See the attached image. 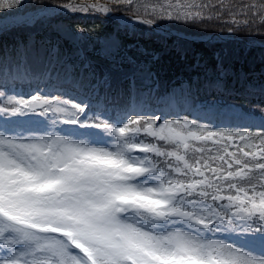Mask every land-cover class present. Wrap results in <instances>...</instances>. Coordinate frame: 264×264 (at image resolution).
Instances as JSON below:
<instances>
[{"label": "snow or ice", "instance_id": "obj_1", "mask_svg": "<svg viewBox=\"0 0 264 264\" xmlns=\"http://www.w3.org/2000/svg\"><path fill=\"white\" fill-rule=\"evenodd\" d=\"M134 5L0 0V34L46 25L60 37L0 48V264H264V81L259 103L240 93L246 108L218 56L162 97L139 44H166L163 21L264 37V0ZM79 13L111 30L54 22ZM85 38L102 68L76 51Z\"/></svg>", "mask_w": 264, "mask_h": 264}, {"label": "trees", "instance_id": "obj_2", "mask_svg": "<svg viewBox=\"0 0 264 264\" xmlns=\"http://www.w3.org/2000/svg\"><path fill=\"white\" fill-rule=\"evenodd\" d=\"M89 1H91V0H89ZM27 2L38 4L41 2L50 3L51 0H27ZM99 2L104 3V2H107V0H99ZM213 2H218V0H213ZM250 2H253V0H229L227 3L239 5L241 3H250ZM135 5H138V3L135 2ZM141 10H143V9L141 8ZM59 17H62V16H59ZM66 17L70 18V17H74V16L68 15ZM85 20L86 21L84 23H82V21H77V20H71L70 22L72 23V26L75 28L77 26L78 27H85V28H95L97 30V32H101V33L111 30V25H109L106 22L102 23L101 19L97 18L93 14H89L87 19H85ZM66 22H69V19L66 20ZM163 24L173 25L177 29H180L187 34H192V35L207 34V33H211V32H220V26L219 25H213L209 28L188 29V28H181L179 26H176L177 22L163 21ZM44 28H46V27H44ZM18 31H24V33L19 34L20 38L24 39L25 31H28V29L21 28ZM233 35L240 36L242 38L241 42L234 41V44H236L238 47H240L239 49L242 50V52H244L245 54L252 53V54H250L251 57H249L248 55H245L243 57L244 61H246V62H249L251 60L255 61V58H257V59H261L262 62H264V49L260 50V52H257V51H252V50L248 49L244 45L245 40H254V41L264 43V37H262L258 31H256V30H253V31L245 30L242 32L234 33ZM37 36H40V35L37 34ZM87 39L90 41L91 45L94 48H96L95 42L89 38H87ZM9 40L14 41L13 39H9ZM14 43H16V41ZM141 44L144 46V48H146L149 52H151L153 54L152 58H154V63L156 65V67L162 70L161 72H162V74H164V76L166 78H171V76L177 75L180 71H186V72L192 71V70H190L191 63H193L192 58H189V55H186L185 59L182 61L180 59V54H178V52L176 51V48H175V46H173V44L169 45L170 47L163 48L160 43L155 42L153 39L141 40ZM191 45L195 48L194 51L195 50L201 51V57L202 58H206L207 61L209 59V62H212V59L208 55L207 46H204L201 43H199V44L192 43ZM0 48H1V46H0ZM91 58L96 63H99V64L102 63L104 65L103 58L101 56H99L98 53L91 54Z\"/></svg>", "mask_w": 264, "mask_h": 264}, {"label": "rangeland", "instance_id": "obj_3", "mask_svg": "<svg viewBox=\"0 0 264 264\" xmlns=\"http://www.w3.org/2000/svg\"><path fill=\"white\" fill-rule=\"evenodd\" d=\"M229 0H225V3H227ZM137 3H138V5H139V7H141L142 9L144 8V6L145 5H148L149 7L153 4V3H155V0H137ZM62 21H56L55 23H61ZM29 40V39H28ZM70 44H71V47H72V51H73V49H74V46H73V44L70 42V41H68ZM76 51H78L79 53H81V51H80V49L79 48H77L76 49ZM140 87V86H139ZM138 87V88H139ZM141 91L143 92V93H145L146 94V91H147V88H145L144 86L141 88Z\"/></svg>", "mask_w": 264, "mask_h": 264}]
</instances>
